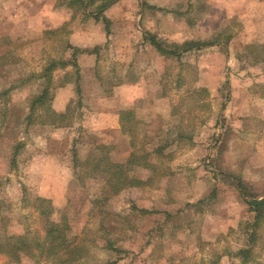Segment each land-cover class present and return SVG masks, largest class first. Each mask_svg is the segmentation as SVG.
<instances>
[{
    "label": "rangeland",
    "instance_id": "1",
    "mask_svg": "<svg viewBox=\"0 0 264 264\" xmlns=\"http://www.w3.org/2000/svg\"><path fill=\"white\" fill-rule=\"evenodd\" d=\"M66 1L0 0V244L21 236L27 250L0 264H264V220L239 252L247 200L264 197V0H116L102 8L108 32V0L86 16ZM148 33L170 50L220 39L177 58ZM50 59L75 65L47 82ZM47 85L64 126L26 119ZM132 151L144 155L128 174L152 181L112 193L105 168ZM38 197L55 220L67 213L69 245L45 244Z\"/></svg>",
    "mask_w": 264,
    "mask_h": 264
},
{
    "label": "trees",
    "instance_id": "2",
    "mask_svg": "<svg viewBox=\"0 0 264 264\" xmlns=\"http://www.w3.org/2000/svg\"><path fill=\"white\" fill-rule=\"evenodd\" d=\"M95 0H69L66 1V6L69 9H72L73 14H77L78 12H82L84 16L86 15H91L92 13H87L86 8L88 7L89 3L94 2ZM116 0H108L106 3H102L98 8L97 12L98 15H102V21L105 24V29L108 32L109 31V24L110 20L102 14V8H105L107 5L110 3L115 2ZM60 4V3H58ZM77 7V8H76ZM71 16V17H72ZM96 16V18H98ZM66 24V23H64ZM63 24V25H64ZM62 25V26H63ZM62 26L55 28V29H47L45 33H57ZM149 42L154 44L159 51H162L163 54L165 55H175L177 58L181 57V54L186 53L192 48H196V50H200L205 47L209 46H214L219 43L220 37L219 35L215 36L212 39H205V40H197V41H186L185 44L177 49L170 50V49H165L161 47L156 41L154 35L148 33L146 37ZM67 48L71 50V58L75 56V54L80 51L78 47H75L69 43H67ZM74 60V59H73ZM69 63H72L75 65V60L71 62L70 59H60L57 61L56 59H50L48 64L43 68V72L39 74L40 77H45L46 81L49 82V80L52 78V72L60 67V68H65ZM49 96V90H48V85L45 86L42 91L33 96L32 99L30 100V104L28 107V114L26 115V119L29 121L32 120V117L35 113H37L38 110H41L42 113L37 115L38 118H40L41 123H49V124H54L56 127L57 126H64L67 124V122L64 121L65 119V113H57L53 109L50 108L49 105H47V99ZM131 111H125L122 110L120 113V120L122 122V128L124 131L129 132L132 134L133 131V124L131 120ZM21 144V143H20ZM19 148V146L17 147ZM162 151V148H157L154 149V152ZM148 154V153H146ZM143 154L138 155L136 152L132 151L130 153L129 159L126 160L127 163H110V165L106 166L105 168V173L107 174V181H108V186L109 190L112 193H117L119 192L120 189H122L124 186H133L135 184L139 183H144V181L150 182L152 181V177H148L146 180H142L141 178H137L135 176H131L128 174V170L132 171V169L135 168V166H141L140 163L138 162L139 159L143 158ZM147 156V155H146ZM146 168L155 170L154 165H150L149 163H146ZM237 185H240V181L237 178L236 180ZM38 201L40 203H45L47 204L46 206L43 207L41 210V214L43 216V227H44V242L46 245H49V247L53 250H58L62 246H67L69 243L66 240V233L68 230H70V225L68 222V215L67 213L61 212L59 215V219L55 220L53 218V207L51 206V201L46 198H41L38 197ZM247 203L251 206V211L253 212V218L252 220L247 224L246 231L245 233L247 234V247H244L240 249V254L244 256V259L248 258L249 255V250H250V243H254L256 239L258 238V228L262 225V222L264 220V197L260 199H249L247 200ZM147 211V210H144ZM4 237L2 238L4 240L3 244H0V251L4 252L7 256H10L11 258H16L17 255H19L20 251L26 252V246H25V240L24 237H15L13 235H6L3 234ZM38 244V246H41ZM107 245L109 248L119 252L120 250L117 248L112 247L110 242H107ZM106 245V246H107ZM111 245V247H110ZM75 258V257H74ZM73 257H67L66 261L68 264H70L73 260H75ZM219 258V257H218ZM217 258V259H218ZM217 259L215 261L210 262L209 264H216ZM104 264H109V263H104Z\"/></svg>",
    "mask_w": 264,
    "mask_h": 264
},
{
    "label": "crops",
    "instance_id": "3",
    "mask_svg": "<svg viewBox=\"0 0 264 264\" xmlns=\"http://www.w3.org/2000/svg\"><path fill=\"white\" fill-rule=\"evenodd\" d=\"M57 17H59V20H61V21H59V22H55L54 23V25H57V24H61L62 22H64V21H66L67 20V18H65L64 16H62V15H60V14H55ZM109 20H110V18L107 16V15H105ZM103 41H105L104 39H101V40H98V41H95L94 43H98V44H100V43H103Z\"/></svg>",
    "mask_w": 264,
    "mask_h": 264
}]
</instances>
